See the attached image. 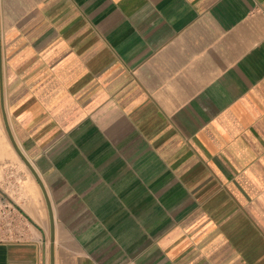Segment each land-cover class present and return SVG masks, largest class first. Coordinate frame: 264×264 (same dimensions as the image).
Listing matches in <instances>:
<instances>
[{"label": "crops", "instance_id": "0c3cea01", "mask_svg": "<svg viewBox=\"0 0 264 264\" xmlns=\"http://www.w3.org/2000/svg\"><path fill=\"white\" fill-rule=\"evenodd\" d=\"M0 264H264V0H0Z\"/></svg>", "mask_w": 264, "mask_h": 264}, {"label": "water", "instance_id": "95a60500", "mask_svg": "<svg viewBox=\"0 0 264 264\" xmlns=\"http://www.w3.org/2000/svg\"><path fill=\"white\" fill-rule=\"evenodd\" d=\"M14 147H15V149H16L18 155H20V157H21L23 163H24V164L26 165V167L31 171V173L34 175V177L36 178L38 184H39L40 187H41V183H40V181H39V179H38V176H37V174L35 173L33 167L30 165V163L28 162V160L23 156V154L20 152V150L17 148V146H16L15 144H14ZM50 240H51V243H52V241H53V225H52V223H51V226H50Z\"/></svg>", "mask_w": 264, "mask_h": 264}]
</instances>
